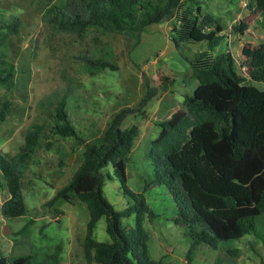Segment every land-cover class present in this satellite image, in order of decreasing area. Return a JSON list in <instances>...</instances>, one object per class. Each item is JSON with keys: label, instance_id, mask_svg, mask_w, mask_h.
I'll use <instances>...</instances> for the list:
<instances>
[{"label": "rangeland", "instance_id": "rangeland-1", "mask_svg": "<svg viewBox=\"0 0 264 264\" xmlns=\"http://www.w3.org/2000/svg\"><path fill=\"white\" fill-rule=\"evenodd\" d=\"M67 0H0V20L19 17L16 34H0V72H12L11 84L0 83V154L13 155L24 141L26 129L37 117V103L45 95L64 85V78L73 80V92L66 102V111L78 137H60L46 123L36 151L23 178L26 213L4 219L0 216V250L8 259L31 255L44 262L56 255L60 264H86L82 240L89 218L84 203L62 199L48 204L56 190L64 186L82 161L86 143L100 144L103 132L121 109H133L120 127L137 125L139 133L129 155L126 185L142 193L154 216H145L148 252L162 264H187L189 238L176 225L175 200L165 186L153 182V162L149 157L151 142L160 132V123L183 109L184 95H191L196 80L192 78L190 60L205 49L204 42H183L178 48L171 39L173 20L144 28L137 44L133 38L115 33L97 35L91 32L84 39L77 34L53 31L41 15L49 4L63 7ZM201 16L211 14L214 26L221 27L223 39L213 50L218 54L229 50L237 69L243 71L251 54L264 42V12L256 13L253 0H184L183 7ZM244 21L246 27L235 31L234 25ZM174 35V34H173ZM99 36L100 42H94ZM86 52L107 57L116 70L103 69L90 75L79 59ZM167 77L168 80L164 79ZM253 84L263 87L261 83ZM152 91L144 104L142 99ZM264 142V132L257 145ZM49 143V147L47 146ZM48 147V148H47ZM103 195L117 210L132 204L114 176L112 164L102 169ZM0 204L8 194L0 174ZM135 215L125 217L123 226H133ZM26 225V228H21ZM101 217L93 237L109 241ZM21 230V231H20ZM190 264H264V213L256 219L255 232L239 239L223 241L212 249L200 245L191 254Z\"/></svg>", "mask_w": 264, "mask_h": 264}, {"label": "trees", "instance_id": "trees-1", "mask_svg": "<svg viewBox=\"0 0 264 264\" xmlns=\"http://www.w3.org/2000/svg\"><path fill=\"white\" fill-rule=\"evenodd\" d=\"M184 0H67L63 7L49 3L41 18L51 32L77 34H119L140 40L144 28L173 20L171 39L176 48L183 42H204L205 49L190 60L196 86L184 95L183 109L160 123V132L152 140L149 157L153 162V182L165 186L176 204L173 221L189 238L187 264L200 245L216 249L221 242L239 239L255 232L256 219L264 213V42L251 54L245 69H237L229 50L213 54L223 39L221 27L211 14L201 16L200 6L183 7ZM256 13L264 12V0H253ZM19 17L0 20V34H16ZM246 27L244 21L235 31ZM174 34V35H173ZM95 36L94 42H100ZM88 73L116 70L107 57L86 52L79 56ZM12 72H0V83L11 84ZM164 79L168 80L167 77ZM45 95L37 103L38 115L26 129L24 141L11 156L0 154V174L8 194L0 204V216L12 219L25 215L22 178L36 151L42 131L50 120L60 137H78L66 111L73 80ZM152 91L142 99L144 104ZM7 106L0 112L4 118ZM133 109H121L106 126L100 144L86 143L82 161L68 182L58 188L48 204L58 199H73L85 204L89 218L82 240L86 264H162L150 258L145 216H154L142 193L126 185V168L139 128L120 127ZM49 147V143H47ZM47 147V148H48ZM112 164L114 176L132 204L117 210L103 195L102 169ZM2 186V183H0ZM135 215L133 226H123L125 217ZM105 218L109 241L93 237L97 221ZM26 228L24 225L21 230ZM20 230V231H21ZM0 264H60L57 254L44 262L25 255L8 259L0 250Z\"/></svg>", "mask_w": 264, "mask_h": 264}]
</instances>
